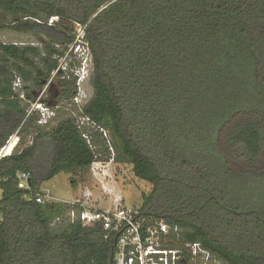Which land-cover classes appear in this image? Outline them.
Returning <instances> with one entry per match:
<instances>
[{
  "label": "trees",
  "instance_id": "16d2710c",
  "mask_svg": "<svg viewBox=\"0 0 264 264\" xmlns=\"http://www.w3.org/2000/svg\"><path fill=\"white\" fill-rule=\"evenodd\" d=\"M0 28L38 38L0 42V151L19 137L0 158V264H111L118 232L53 227L69 206L35 197L62 172L88 180L111 147L151 184L138 208L171 226L161 246L181 251L178 264L193 244L225 264H264V0H0ZM77 46L92 88L79 116L95 127L74 115L50 126L61 110L36 89L57 76L56 101L74 102L82 60L61 70L59 58ZM40 101L55 112L46 124Z\"/></svg>",
  "mask_w": 264,
  "mask_h": 264
},
{
  "label": "built area",
  "instance_id": "2783aa9c",
  "mask_svg": "<svg viewBox=\"0 0 264 264\" xmlns=\"http://www.w3.org/2000/svg\"><path fill=\"white\" fill-rule=\"evenodd\" d=\"M56 18V17H53ZM51 19V22L54 19ZM82 35V33H81ZM78 48V46L76 47ZM81 83L87 76L86 64L76 70L75 73ZM19 79L16 80L15 86H20ZM23 96V95H22ZM76 103L80 102L79 95L74 97ZM37 110L40 111L39 122L48 123L54 110L43 102H37ZM78 125L82 128L84 125H92L93 122L87 116L78 117ZM103 136L109 138V134L103 128H100ZM88 137V134H84ZM15 144L19 141L17 136ZM111 156L108 160L96 159L91 167L90 172L93 175L104 174L109 170L110 165L115 163V154L111 147ZM3 148L0 151V158L5 156ZM30 172L21 171L17 174L19 187L22 189L30 188ZM36 201L42 205H50L53 203L64 204L65 202L56 201L49 193L36 192ZM90 195L85 194L84 199L78 198L71 202H67V216L71 222L80 219L85 226L94 227L102 224L103 228L109 233L118 232L116 241V250L114 252L113 264H170V258H173V264H178L181 258V251L177 249H167L161 246L162 239L167 238L170 233L171 226L164 220L153 219L148 222L138 207H129L123 205L121 199H117L118 204L115 207H95L88 203ZM66 213V212H65ZM66 214L62 213L56 216L52 222L64 219ZM0 217V225H1ZM177 231V228H175ZM200 250L199 244H193L191 252L194 254Z\"/></svg>",
  "mask_w": 264,
  "mask_h": 264
},
{
  "label": "rangeland",
  "instance_id": "374dc122",
  "mask_svg": "<svg viewBox=\"0 0 264 264\" xmlns=\"http://www.w3.org/2000/svg\"><path fill=\"white\" fill-rule=\"evenodd\" d=\"M57 20L56 18H53ZM51 23V20H50ZM79 33L82 31L79 29ZM18 42V43H38V38L31 33H21L17 32L11 28H0V42ZM85 49L83 46L79 48L75 47L74 55L69 54V57L59 58V64L61 70L65 69L69 64V69L74 71V66L78 65L82 60L81 66L85 65L86 58L84 57ZM72 55V56H71ZM72 62V64H70ZM89 62V61H88ZM55 76V74H53ZM53 88L50 86H45L42 89H36V100L40 97L42 99L48 100L54 108L61 110L57 117L50 121V126L55 125L59 119L63 116L74 115L79 117L80 106L86 99L92 94V88L87 83V80L79 82L77 78V92L76 95H79L80 102L76 103L64 101L63 103L58 104L56 101L62 90L60 87L62 85L58 83V77L56 76L53 81ZM48 87V88H47ZM47 88V90H46ZM46 90L45 94L43 92ZM41 99V100H42ZM37 103L32 104L33 108H37ZM60 105V107H58ZM18 140L17 136H13L8 142H14ZM16 145V144H15ZM5 148V147H4ZM72 177L76 178L75 174L62 172L50 180H46L41 183L39 190L43 193H49L56 201L71 202L75 199L81 198L84 199L85 194L90 195L88 203L94 205L95 207H115L118 202L117 199H121L123 205L129 207H139L143 202V193L149 192L151 190V184L148 182L139 179L135 176L133 171V166L131 164L125 163H112L108 171L104 174L93 175L90 172V178L82 183H78L77 186L74 185ZM2 198V190L0 188V199ZM64 219H61L57 222H51L53 227L67 224L70 219L67 216V212ZM71 222V221H70ZM170 264H173V258H170ZM181 264H225L223 261L217 257H213L207 253L197 251L196 254L191 252V257L189 260L182 257Z\"/></svg>",
  "mask_w": 264,
  "mask_h": 264
},
{
  "label": "bare ground",
  "instance_id": "6f19581e",
  "mask_svg": "<svg viewBox=\"0 0 264 264\" xmlns=\"http://www.w3.org/2000/svg\"><path fill=\"white\" fill-rule=\"evenodd\" d=\"M15 144L14 142H10L8 146H6L5 148H3V152H5L6 154H9L12 152V150L14 149Z\"/></svg>",
  "mask_w": 264,
  "mask_h": 264
},
{
  "label": "clouds",
  "instance_id": "9594fccd",
  "mask_svg": "<svg viewBox=\"0 0 264 264\" xmlns=\"http://www.w3.org/2000/svg\"><path fill=\"white\" fill-rule=\"evenodd\" d=\"M89 61V59H87L86 58V61H85V63H86V69H87V75H88V73L90 72V70H91V63H90V61ZM87 77V76H86ZM85 77V78H86Z\"/></svg>",
  "mask_w": 264,
  "mask_h": 264
},
{
  "label": "water",
  "instance_id": "95a60500",
  "mask_svg": "<svg viewBox=\"0 0 264 264\" xmlns=\"http://www.w3.org/2000/svg\"><path fill=\"white\" fill-rule=\"evenodd\" d=\"M117 237H118V235H117ZM117 237H116V241H117ZM113 257H114V251H113L112 257H111V264H113Z\"/></svg>",
  "mask_w": 264,
  "mask_h": 264
}]
</instances>
